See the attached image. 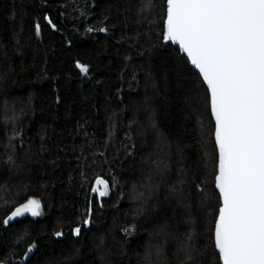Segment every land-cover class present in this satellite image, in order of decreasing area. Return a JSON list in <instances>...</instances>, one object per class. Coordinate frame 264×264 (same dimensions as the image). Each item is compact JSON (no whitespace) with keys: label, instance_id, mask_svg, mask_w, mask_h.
Here are the masks:
<instances>
[{"label":"snow or ice","instance_id":"1","mask_svg":"<svg viewBox=\"0 0 264 264\" xmlns=\"http://www.w3.org/2000/svg\"><path fill=\"white\" fill-rule=\"evenodd\" d=\"M94 4L95 0L86 3L81 15H88ZM106 11L103 22L110 23L111 29L115 30L117 24H111L109 20L111 6ZM116 14L123 17L121 36L116 43H126L129 51H134L140 58L138 65H124V70L130 74L129 89L136 91L133 85L139 86L141 76L144 81L143 97L133 102L129 129L136 125L137 135L142 140L151 135L154 148L142 159V178L133 186L131 199L136 207L132 219L135 221L147 211L161 186L168 192L165 199L171 198L187 210L181 222L166 223L149 233L143 251L136 253L137 264H206L209 246L219 264H264V0H162L158 12L155 0H125L122 8L117 7ZM15 15L14 6L12 17ZM155 16L162 22L159 30ZM59 17L63 18L64 12H59ZM39 19L33 20L34 35L38 40L41 39ZM42 19L52 32L61 31L49 12H44ZM129 27L131 31H127ZM22 31L23 16L20 31H14L12 35L13 54H24L18 38ZM85 31L107 34L110 28L88 27ZM168 41L178 45L179 49L173 55L175 100L169 105H174L176 111L175 115L169 113V130L164 132L159 126L157 97L160 90L152 57L153 51ZM67 43L71 45L72 41ZM0 59L10 60L2 42ZM125 59L131 60V56ZM74 65L82 76L86 77L90 71V65L80 60H75ZM4 75L0 74V79ZM120 91L117 89L116 95L123 102ZM164 100L167 102L169 96L166 95ZM59 101L57 94L56 103ZM21 103L24 106L19 110L15 102L10 104L5 100L0 104L6 141L0 143V193L4 194L0 196V207L9 209L0 218V225L4 227L25 216L44 215L42 200L29 194L31 184L27 178L33 166L42 165V157L48 152L45 147L47 127H42L38 133L39 148L33 150L25 144L20 125L31 110V97ZM206 115L210 128L205 125ZM116 117L114 112L108 118L110 127L103 151L95 147L94 140L88 139V121L77 124L88 148L85 154L86 149L81 147L77 157L80 175L85 180V169H90L97 160L109 164L107 150ZM125 137L132 140L129 132ZM209 139L214 148L210 182L201 179L187 163L194 143L203 152L197 167L207 168ZM123 147L125 154L130 155L129 145ZM46 162L56 164L55 160ZM110 179L111 183L97 177L91 192L98 198L108 196L110 189L116 186L115 177ZM209 183L216 190L215 205L207 191ZM92 213L89 200L82 219L69 229L73 237H80L82 227L93 224ZM209 216L211 219H207ZM181 226L184 231H180ZM136 231L137 225L133 222L119 228L122 239L112 235L111 230L94 239L93 251L99 264H115L117 256L123 258L126 255L124 245ZM52 236L63 238L65 232L62 228L54 230ZM26 239H29L26 232L17 234L9 251L0 256V264H27L37 245L33 239L22 252H17ZM79 254V248L72 249L60 264H72Z\"/></svg>","mask_w":264,"mask_h":264},{"label":"trees","instance_id":"2","mask_svg":"<svg viewBox=\"0 0 264 264\" xmlns=\"http://www.w3.org/2000/svg\"><path fill=\"white\" fill-rule=\"evenodd\" d=\"M124 2L125 0H95L89 14L83 16L81 12L84 5L90 3V0H0V42L6 46L10 57L8 61L0 59V74H5L4 78L0 79V104L5 100L10 104L15 102L19 110L24 106L21 102L31 97V110L20 125L24 131L25 144L30 145L33 150L39 148L41 141L38 133L46 126L45 147L48 149L47 154L42 157L44 161L42 165L33 166L32 173L27 178L31 184L29 194L42 200L44 215L35 218L25 216L7 227L0 225V256L9 251L11 242L17 234L26 232L29 239L21 243L16 251L22 252L27 243L33 239L36 241L37 247L30 254L27 264H60L74 248H79L80 254L73 258L72 264H99L93 251L94 239L108 233L109 230L112 235L122 239L119 228L134 222L137 231L124 245L126 255L123 258L117 256L115 264H137L136 253L143 251L147 234L155 232L166 223L181 222L187 212L172 202L171 198L165 199L168 192L161 186L147 206V211L135 221L132 219L136 204L131 199L133 188L130 186L140 183L142 178L140 170L144 165L138 161L142 156L154 151V148L151 135L147 140H142L137 135L136 125L129 129V120L133 116V102L143 97L144 81L141 76L139 86L133 85L136 91L129 89L130 74L124 70V65L132 63L138 65L140 58L134 51H129L126 43H116L123 27V17L116 12L117 7L124 6ZM161 3L162 0H155L157 12ZM61 5L66 7H60ZM14 6L16 15L13 18ZM110 6L112 15L109 20L111 24H117L115 30L111 29L110 23L103 22L106 10ZM46 11L53 16L54 22L61 29L60 32L54 33L45 25L42 16ZM59 12H64L63 18L59 17ZM22 16L23 31L18 38L23 45L21 52L24 54H13L12 35L14 31H20ZM34 18H40L39 40L34 35ZM155 20L159 30L162 22L159 16H155ZM104 26L110 28L109 33L85 31L88 27ZM127 31H131V27ZM69 40L72 41L71 45L67 43ZM174 53H178L177 47L163 44L153 51L152 57V65L157 75L156 84L160 90V96L157 97L159 126L164 132L169 130L171 120L169 113L175 115L176 111L174 105L169 106L175 100ZM126 56H131V60H126ZM75 60L90 65L86 77L75 68ZM97 80L101 83L97 84ZM117 89L121 90L123 102L116 95ZM57 94L60 96L58 104ZM166 95L169 96L167 102L164 100ZM121 109L124 111L121 112ZM114 112L117 113V117L114 118L113 136L107 150L109 164L97 160L90 169H85V180L80 175L77 157L80 155L81 147L86 149L85 154L88 153V148L84 133L78 131L77 124L88 121L86 125L88 139L94 140L95 147L103 151L110 127L108 118ZM2 123L0 119V143L6 142ZM205 125L210 128L207 115ZM126 132L132 136L131 141L126 139ZM188 142L192 143L191 140ZM132 144L135 145L134 148L131 147ZM123 145H129L130 155L125 154ZM95 147L92 150H95ZM213 152L214 148L209 139L208 166L197 167V161L203 152L193 143L189 153L191 158L187 162L193 172L209 182ZM49 160H55L56 164H48L46 161ZM97 177L108 179L110 183V177H115L116 186L110 189L108 196L98 198L91 192V186ZM207 191L211 203L215 205L216 190L211 183ZM3 195L0 193V196ZM89 200L92 202L94 222L88 228L82 227L80 237H73L69 229L82 219ZM8 210L0 207V218L6 215ZM61 228L65 232L63 238L52 236L54 230ZM180 231H184L183 226ZM206 264H219L210 246Z\"/></svg>","mask_w":264,"mask_h":264},{"label":"rangeland","instance_id":"3","mask_svg":"<svg viewBox=\"0 0 264 264\" xmlns=\"http://www.w3.org/2000/svg\"><path fill=\"white\" fill-rule=\"evenodd\" d=\"M144 157H146V156H142V157H141V160L138 161L140 164H142V159H143ZM137 168H139V167H137ZM140 172H141V170H140ZM138 178H139V177H138ZM130 187L133 188L132 185H131ZM141 190H142V189H141ZM147 235H148V237H147V240H146V241H148V239H149V233H148Z\"/></svg>","mask_w":264,"mask_h":264},{"label":"water","instance_id":"4","mask_svg":"<svg viewBox=\"0 0 264 264\" xmlns=\"http://www.w3.org/2000/svg\"><path fill=\"white\" fill-rule=\"evenodd\" d=\"M164 44H172L173 46H175V47H177V48L179 49V46H178V45H176V44H173L171 41L164 42ZM93 194H95V193H93Z\"/></svg>","mask_w":264,"mask_h":264}]
</instances>
